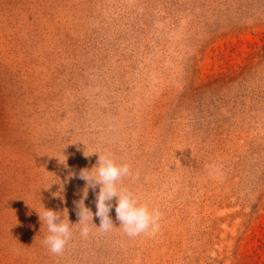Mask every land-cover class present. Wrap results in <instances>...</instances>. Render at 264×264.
I'll use <instances>...</instances> for the list:
<instances>
[{"label": "rangeland", "instance_id": "1", "mask_svg": "<svg viewBox=\"0 0 264 264\" xmlns=\"http://www.w3.org/2000/svg\"><path fill=\"white\" fill-rule=\"evenodd\" d=\"M84 152L130 164L158 232L113 207L49 252ZM0 264H264V0H0Z\"/></svg>", "mask_w": 264, "mask_h": 264}, {"label": "clouds", "instance_id": "2", "mask_svg": "<svg viewBox=\"0 0 264 264\" xmlns=\"http://www.w3.org/2000/svg\"><path fill=\"white\" fill-rule=\"evenodd\" d=\"M93 154H98L96 164L90 169L84 168L79 172V178L86 182L82 189V197L75 202L79 221L73 224L68 217L67 209L58 211L44 206L42 213L37 211L42 227L44 224L47 225L48 235L43 239V244L53 255L64 253L73 237L72 227L77 224L82 226L79 229V235L83 238L90 235L93 227L103 232L111 231L115 227L110 216L113 207H115L116 220L120 222L118 228H122L123 232L130 238L142 234L154 235L160 229V212L151 209L147 203L141 202L138 196L123 184V180L132 175L130 164L117 162L111 152L104 154L95 152ZM84 155L86 157L91 156L86 152ZM59 162L65 168L68 167L67 157L64 161L59 159ZM76 176L75 172L70 171L67 179L70 180ZM59 184L62 192L64 185L62 182ZM97 188H99L98 192H96ZM89 190L95 192L96 195L97 211L95 214L85 204ZM61 192H58L59 195H54L63 199ZM114 200L115 204L112 203ZM94 215L100 219L99 227L93 222Z\"/></svg>", "mask_w": 264, "mask_h": 264}]
</instances>
